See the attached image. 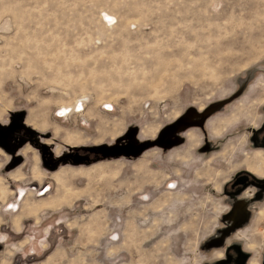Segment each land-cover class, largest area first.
<instances>
[{
  "label": "rangeland",
  "instance_id": "rangeland-1",
  "mask_svg": "<svg viewBox=\"0 0 264 264\" xmlns=\"http://www.w3.org/2000/svg\"><path fill=\"white\" fill-rule=\"evenodd\" d=\"M263 128L264 0H0V264H260Z\"/></svg>",
  "mask_w": 264,
  "mask_h": 264
},
{
  "label": "flooded vegetation",
  "instance_id": "flooded-vegetation-1",
  "mask_svg": "<svg viewBox=\"0 0 264 264\" xmlns=\"http://www.w3.org/2000/svg\"><path fill=\"white\" fill-rule=\"evenodd\" d=\"M262 132L264 133V128ZM252 140L253 142H255L254 146L256 148L264 149V135L260 136L259 132L255 131V133L252 136ZM75 159L78 160L79 162L86 160L85 157L82 158L78 155L75 157ZM250 188H254L256 192L251 195L250 199H245L246 196L245 197L243 196L246 190H249ZM224 193L226 195L225 199L228 200L230 204H234L237 202H243L246 205L258 203L262 201L264 198V179H259V178L257 179V178L239 173L234 177L229 188L227 187L226 190H224ZM57 201L59 202L61 200L58 199ZM240 246H241L240 244H234L232 246H229V248L231 249L229 250L230 255L228 256L227 260L225 259V253H227V250L223 251L224 259L220 261V264H236L235 261L236 260L238 261L239 259L237 255L238 251H241ZM226 249H228V247H226ZM235 249H239V250H235ZM259 260H260V264H264V253L262 254Z\"/></svg>",
  "mask_w": 264,
  "mask_h": 264
},
{
  "label": "crops",
  "instance_id": "crops-1",
  "mask_svg": "<svg viewBox=\"0 0 264 264\" xmlns=\"http://www.w3.org/2000/svg\"><path fill=\"white\" fill-rule=\"evenodd\" d=\"M254 133H255V131H252V134H251V135L253 136ZM252 136H251V137H252ZM254 147H255V146H254ZM255 148H256V147H255ZM258 149H259V148H258ZM14 227H15V226H14ZM20 228H21V225H20L19 229H20ZM19 229H17V230H19ZM24 245H25V243L23 244V242H21V243L19 244V247L15 246V247H12V248H10V249H11V250L13 251V253H14V252H15V251H14V248H16V249L18 250V249L23 248Z\"/></svg>",
  "mask_w": 264,
  "mask_h": 264
},
{
  "label": "bare ground",
  "instance_id": "bare-ground-1",
  "mask_svg": "<svg viewBox=\"0 0 264 264\" xmlns=\"http://www.w3.org/2000/svg\"><path fill=\"white\" fill-rule=\"evenodd\" d=\"M69 109H71V108L66 107V110H69ZM59 116H60V115H59ZM60 117H62V116H60ZM258 155H260V154H257V156H258ZM260 159H261V158H260ZM260 159H259V160H260ZM263 159H264V158H263ZM260 161H263V160H260ZM77 162H79V161L77 160ZM63 202H64V201H62V203H63Z\"/></svg>",
  "mask_w": 264,
  "mask_h": 264
}]
</instances>
